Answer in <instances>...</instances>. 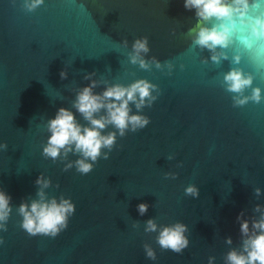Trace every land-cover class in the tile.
<instances>
[{
  "label": "water",
  "instance_id": "1",
  "mask_svg": "<svg viewBox=\"0 0 264 264\" xmlns=\"http://www.w3.org/2000/svg\"><path fill=\"white\" fill-rule=\"evenodd\" d=\"M20 2L0 0V142L9 145L0 151V187L18 205L35 195V180L45 172L53 180L49 192L71 196L77 210L55 238L28 236L14 211L8 231L0 232V264H207L210 255L222 264L223 238L238 239V214L264 204V194H254L255 187L264 189V105L233 108L212 86L213 70L186 51L181 32L192 13L183 0H45L33 13ZM145 35L150 56L176 61L174 75L127 63L117 42ZM66 67L68 77L61 79ZM254 70L264 85V68ZM93 71L125 83L147 77L162 95L144 109L149 125L118 138L109 159L87 175L65 172L62 163L42 156L48 134L41 125L61 106L71 107L73 89L90 83L84 75ZM168 171L179 175L166 179ZM192 183L198 198L185 195ZM141 202L149 205L143 216ZM151 217L188 224L189 248L161 251L155 233L143 231ZM145 242L156 248V261L146 258Z\"/></svg>",
  "mask_w": 264,
  "mask_h": 264
},
{
  "label": "clouds",
  "instance_id": "2",
  "mask_svg": "<svg viewBox=\"0 0 264 264\" xmlns=\"http://www.w3.org/2000/svg\"><path fill=\"white\" fill-rule=\"evenodd\" d=\"M44 4L45 0H21L20 8L33 13ZM183 8L192 13L188 17L189 25L181 32L187 43L186 51L195 53L201 65L213 70L212 86L230 98L233 108L264 105V85L257 83L254 70L264 68V0H183ZM175 33L173 29V35ZM117 45L125 51L127 63L141 70L155 68L167 76L177 70L175 60L161 61L149 55L151 46L147 35L131 42L124 37ZM185 68L184 63L179 64L181 71ZM132 76L135 77V73ZM60 77L67 79V67L60 72ZM84 79L90 83L73 89L75 97L71 107L61 106L54 117H44L41 125L48 134L42 143V156L53 163H62L65 172L75 168L81 175L92 172L101 158L109 159L118 138L149 125L151 118L144 109L153 107L163 91L147 77L125 83L119 78L97 76L93 71L86 73ZM98 88L101 91H96ZM8 147L7 141L0 142V151L6 152ZM174 158V155L167 157L168 160ZM182 164L181 161L177 166ZM178 175V172H165L166 179H176ZM35 185V195H29L18 205L13 204L12 196L0 187V232L8 231L14 211L20 217L19 227L30 237L55 238L69 227L77 210L72 197L63 192L50 193L53 180L45 172L36 178ZM55 188H60L59 183ZM184 191L192 198L200 195L195 183L187 185ZM254 194L259 199L264 189L255 187ZM148 208L145 202L137 205L141 216ZM236 221L238 239L234 240L231 235L223 238L227 250L222 255V264H264V204H255L251 214H247L246 209L241 210ZM132 227L139 229L140 221H132ZM143 231L155 233V243L163 252L183 254L191 244L190 228L182 220L160 224L156 217H151L144 222ZM4 243V237L0 236V245ZM143 249L146 258L158 259L152 243L145 242ZM216 260L215 255H210L207 264H216Z\"/></svg>",
  "mask_w": 264,
  "mask_h": 264
}]
</instances>
